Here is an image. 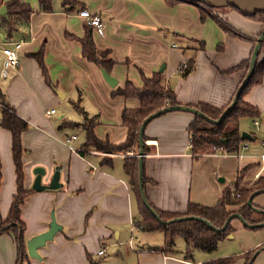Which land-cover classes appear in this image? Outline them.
<instances>
[{"label": "crops", "instance_id": "1", "mask_svg": "<svg viewBox=\"0 0 264 264\" xmlns=\"http://www.w3.org/2000/svg\"><path fill=\"white\" fill-rule=\"evenodd\" d=\"M19 1L32 6L33 12L28 25L12 33L19 38L15 41L23 42L18 51L20 62L10 78L0 77V89L16 115L28 123L21 135L25 188L32 189L33 171L37 167L45 171L42 184H49L54 169L58 168L60 183L57 189L32 191L25 198L20 211L25 224L24 239L48 229L52 210L62 226L53 240L38 248L41 260L27 255L23 264H89L87 256L103 257L108 245L116 248L115 256L104 263L101 259L100 264H202L264 245V227L248 229L236 221L232 223L233 232L212 252L194 251L192 259L187 260L185 247L181 251L174 247V253L162 254L158 248L163 241L150 243L145 232L133 227L140 218V208L131 175L123 165L124 159L136 157L137 151H131L133 156L95 150L84 151L82 155L72 153L64 144L66 137L74 135L67 131L71 126L65 125V113L57 117V123L50 119L57 112L55 107L60 105V100H74L80 97L79 88H84L88 98L92 94L107 105L105 113L97 114L96 137L119 144L126 139L121 111L139 104L134 98L112 97L102 69L82 57L78 41L85 31L83 19L78 15L81 9L98 14L102 20L103 36L96 33L92 37L96 47L110 50L115 64L109 74L117 80L118 86L123 87L129 80L140 87L141 75L150 77L164 65L162 82L174 90L178 104L205 103L216 108L230 102L244 75L243 68L224 72L248 59L252 39L240 36L257 34L256 23L235 10H225L220 15L212 13L232 28L226 32L212 14L201 19L200 6L186 1L169 4L166 0H78L68 13L61 0L60 3L54 0L51 12H41L38 0ZM11 39L12 36L8 39L0 28V45L13 42ZM40 48L49 82L30 56ZM190 58L193 59L192 69L182 75V65ZM2 60L0 54V69ZM256 87L250 89L244 100L259 110L263 103L256 99ZM85 108L82 109L88 118L95 116ZM51 109L55 112L46 116L45 112ZM80 117L79 123L84 120L81 114ZM192 119L188 113L172 112L153 119L145 127L144 190L149 203L157 210L184 213L189 203L212 206L245 166L250 168L244 174V186L253 183L256 174L264 176L259 155L243 153L239 157L214 151L195 158L188 133ZM240 126L245 127V124L241 122ZM250 130L248 133L254 137L256 130L252 124ZM259 132L263 134L261 129ZM78 139L76 137V145H73L77 149L84 143V138ZM105 156L111 157L110 164L101 162ZM0 162V214L5 218L16 193V175L11 133L1 126ZM253 204L264 209V193L257 195ZM122 236L126 240L120 241ZM102 248L105 250L100 256L97 252ZM17 257L12 235H0V264H17ZM252 264H264V248Z\"/></svg>", "mask_w": 264, "mask_h": 264}, {"label": "trees", "instance_id": "2", "mask_svg": "<svg viewBox=\"0 0 264 264\" xmlns=\"http://www.w3.org/2000/svg\"><path fill=\"white\" fill-rule=\"evenodd\" d=\"M183 0H166L169 4H174ZM62 7L65 10H70L78 3V0H61ZM5 5L7 9L6 17L0 18V28L5 32L8 39L11 38L12 33L18 30L21 26H27L31 14L33 12L28 3L19 0H0V7ZM201 9V19L212 14L213 8H208L203 5H198ZM38 7L41 12L52 11V0H38ZM236 11V10H235ZM238 12V11H236ZM213 15V14H212ZM216 19L224 31H232L221 18L217 15L211 16ZM251 21L264 22V12H258L251 16L245 17ZM85 31L81 38L78 39L81 45V55L89 62L96 64L100 69L109 73L115 62L110 57V50L104 49L98 51L94 44L92 37V29L85 25ZM240 36L242 39H252L253 36ZM248 37V38H246ZM201 46L203 42H200ZM264 44H262L260 54L257 59L255 70L249 81L244 87L239 97L237 105L234 109L218 124L213 125L195 116L188 125V133L190 135V146L192 155L197 158L206 153L214 152L222 149L227 154H233L239 151L242 144L246 141L240 138L239 120L244 117L251 119L258 118L261 112L257 107L249 104L244 100V96L248 93L250 88L262 82L264 77ZM33 57L46 82H49L46 66L43 60V49L30 53ZM193 59L186 61V67L182 69V75L192 69ZM248 66V59L242 61L238 66L232 68L224 73H230L235 69L243 68L246 71ZM162 72L156 71L150 77H142V85L136 87L131 81L127 80L123 87L116 85L111 90V96H120L123 98H134L138 100V106L134 108L124 107L121 111V122L126 128V139L119 143H110L107 139L100 140L94 133V127L97 122V115L88 118L86 112L79 105L81 97H78V102L72 103L73 107L80 113L84 120L81 123L65 122V125L71 127H83L84 129V143L81 147L83 154L87 150H95L106 154H124L135 151L137 149V130L141 121L152 112L167 106L178 104L174 90L162 82ZM240 83V82H239ZM238 86V85H237ZM237 88V87H236ZM0 126L11 133V154L15 168L16 175V193L12 197L8 214L3 218L0 214V235L11 234L18 249L17 264H23L28 256L26 254L24 231L25 224L20 218L21 206L25 198L34 191L33 189H26L24 186L23 160L22 156L24 149L22 147L21 135L27 130L28 123L18 117L15 110L7 103L4 94L0 89ZM205 115L210 118H217L223 108H216L205 103L197 104ZM104 164L111 163V157L105 156L102 161ZM124 169L131 175V183L133 191L137 197L140 218L134 222L135 230L146 233L161 232L163 234V242L158 250L164 254L174 253L175 239L181 237L185 244L184 258L192 259L194 251L212 252L216 249L218 243L222 241L227 235L233 232L232 224H229L225 230L216 232L206 226L204 223L197 220H186L175 222L171 224L160 223L144 206L141 201L138 181H137V157H127L124 159ZM250 166H245L238 171L236 179L228 184L222 191L217 202L212 206H204L201 204L189 203L184 213H171L161 210H154L164 221L170 220L183 215H192L205 219L216 227H221L226 218L233 212L239 213L242 218L250 223H257L264 220V215L254 212L247 207L246 200L255 190L264 191V176H259L251 185H242L243 177ZM0 181H1V162H0ZM145 178L143 177V183ZM256 206V205H255ZM264 245L244 252L238 255H230L227 258H218L214 261L205 262L202 264H236L242 260V264H248L253 254L261 250ZM88 257L89 264H100L101 259H93L90 255ZM252 264V263H251Z\"/></svg>", "mask_w": 264, "mask_h": 264}, {"label": "water", "instance_id": "3", "mask_svg": "<svg viewBox=\"0 0 264 264\" xmlns=\"http://www.w3.org/2000/svg\"><path fill=\"white\" fill-rule=\"evenodd\" d=\"M189 3H193L196 5H203L208 8H213V9H232L238 11V13L243 16H251L253 14H256L258 12H264V0H183ZM7 14V9L6 6L3 5L0 7V18L6 17ZM262 44H264V22L262 25L259 27L258 34L256 39H254V42L252 44V48L250 51V55L248 57V66L247 69L243 75V78L241 79L240 83L238 84L235 92L232 95V98L230 102L224 107L222 110L221 114L213 119L205 115L198 107L192 106V105H184V104H174V105H167L164 106L151 114L147 115L140 123L138 130H137V181H138V188H139V193L141 197V201L146 207V209L162 224H171L175 222H180V221H186V220H197L202 223H204L206 226H208L210 229L216 231V232H221L226 229V227L229 224H232L234 220H237L240 222L244 227L248 229H258L264 227V220L261 222L257 223H250L242 218V216L237 213L233 212L230 214L223 225L221 227H216L212 225L210 222L206 221L205 219L197 216H192V215H183L179 216L176 218H172L170 220L164 221L160 218V216L157 214V212L154 210V208L151 206L149 203L145 190H144V183H143V177H144V172H143V156H144V130L145 127L148 125L150 121H152L155 118H158L164 114L167 113H172V112H181V113H188L193 116L200 117L201 119H204L210 124L213 125H218L220 124L224 118L234 109V107L237 105L239 97L241 95V92L243 91L244 87L249 83L253 72L255 70V66L257 63L258 56L261 51ZM164 70V65H162L159 69V72H163ZM102 76L104 80L107 82V84L110 87H115L117 85V80L111 76L109 73H107L105 70H101ZM240 138L241 140L244 141H252L254 140V137L245 131H241L240 133ZM34 174L35 178L32 183V189L34 191H42L45 189H57L60 187L59 183V171L58 168L54 169L53 175L51 177V180L49 184H42L41 178L44 175V169L41 167H37L34 169ZM264 193V191L260 190H255L251 192L249 197L246 200V205L247 207L251 208L254 212L260 213L264 215V209L258 206H255L253 204V199L261 194ZM62 230V226L58 224V222L55 219L54 211H51L50 214V222L48 225V229L31 236L28 238L25 242V247H26V253L29 257L41 260V256L38 253V248L43 247L46 245L47 242L53 240L55 234L59 231ZM264 248V246H263ZM261 248V249H263ZM260 250L256 251L253 256L251 257L250 261L248 264H251L252 261L256 258L258 252Z\"/></svg>", "mask_w": 264, "mask_h": 264}, {"label": "rangeland", "instance_id": "4", "mask_svg": "<svg viewBox=\"0 0 264 264\" xmlns=\"http://www.w3.org/2000/svg\"><path fill=\"white\" fill-rule=\"evenodd\" d=\"M52 7H54V0H52ZM55 2H59L60 3V0H55ZM32 7V6H31ZM225 10H232V9H212L211 12L213 14H219L221 12H224ZM67 13L71 10H66ZM236 12V11H235ZM220 15V14H219ZM246 21V19H244ZM248 21V20H247ZM250 21V20H249ZM248 21V22H249ZM254 23L257 24L258 26V30H259V27L262 25L263 22H256V21H252ZM259 24V25H258ZM162 34H164L165 32L164 31H160ZM92 34L94 35H97L95 31L92 30ZM257 34H258V31H257ZM257 34H255L253 36V39H256L257 37ZM170 36V35H169ZM17 34H12V41H15V40H18L17 39ZM42 39H45V36L43 35ZM174 39H176V36H174ZM98 49V51H102V48H99V47H96ZM106 49V48H104ZM264 51V50H263ZM264 52L261 53L260 57L263 55ZM162 66V65H161ZM160 66V67H161ZM160 67L158 68V71L160 69ZM245 73V71H244ZM243 78V77H242ZM104 80V79H103ZM104 82L107 84V82L104 80ZM108 85V84H107ZM109 86V85H108ZM254 86H257L256 87V99L258 100H262V103L263 105L259 106V111H261V115L258 117L259 118V122H260V129L261 131L264 130V117L262 116V113L264 111V77H263V80L261 83H259L258 85H254ZM252 86V87H254ZM110 87V86H109ZM251 87V88H252ZM250 88V89H251ZM110 89L112 90V87H110ZM79 91H80V97H81V101L79 102V105L82 107V108H85L87 109L88 111H91L93 114L97 115L100 111H102V113H105L107 110H105L107 108V105L105 106L103 103H101L99 100H97V98L92 95V94H89V97L88 98V94L86 93V90L84 88H79ZM250 91V90H249ZM248 91V92H249ZM248 94V93H247ZM246 94V95H247ZM71 101V102H70ZM76 103L78 102V97L75 98L74 100H60V105L56 106L55 109H56V113L53 114L51 116V121H55L56 123L58 122L57 121V117L59 115H61V113H65V116L64 118H66L68 122H74V123H79V120L81 119L80 117V114L76 111V109L73 107L72 103ZM95 103V104H94ZM95 105H99L101 106L102 108H98L97 106ZM85 106V107H84ZM263 106V107H262ZM92 114V115H93ZM60 121V120H59ZM243 123L245 124V127H241L240 126V123ZM59 123H62V122H59ZM253 123V119L249 118V117H244V118H241L239 120V126L241 127V131H245V132H250V127H251V124ZM66 130V129H65ZM67 131L71 132L72 134H74L76 137H78V141H81L83 138H84V130L81 128V127H69L67 129ZM255 136L256 137V140L252 141V142H245V147L240 148L238 153L239 154H249V155H252V156H257V155H260L262 152H263V148H261V146L259 145V140H261L263 138V134L259 131H255ZM71 135V134H70ZM73 145L75 146L76 143L73 142ZM247 148V149H246ZM137 151V149H136ZM219 177H223V176H219ZM252 184V183H251ZM249 184V185H251ZM242 185H243V182H242ZM248 185V186H249ZM237 220H234L233 222H236ZM232 222V223H233ZM145 234L149 237L150 239V243H154V242H158V243H161V241H163V234L161 232H154V233H146ZM126 240V238H124V236H122L121 240L120 241H124ZM123 248V246H121ZM176 250L178 251H181L184 249L185 247V244H184V241L181 237H177L175 239V246ZM118 249L120 250V247H118ZM218 250V249H217ZM106 254L103 256V257H96L97 259H102V263H104V261H112V257L115 256V252H116V248H112V246L108 245L106 246ZM122 252V249L120 250ZM220 252V251H218ZM233 254V252H231ZM242 262L239 261L238 263L236 264H240ZM111 264V263H109Z\"/></svg>", "mask_w": 264, "mask_h": 264}, {"label": "built area", "instance_id": "5", "mask_svg": "<svg viewBox=\"0 0 264 264\" xmlns=\"http://www.w3.org/2000/svg\"><path fill=\"white\" fill-rule=\"evenodd\" d=\"M78 15L83 19L84 25L90 27L93 31H95L98 35L103 36L104 34V26L102 24V20L100 18V16L96 13H92L87 9H81L78 12ZM23 45L22 41H13V42H8L6 44H1L0 45V54L2 55V66L0 69V77L2 79H8L11 77L12 73L14 70H16V68L19 65V56H18V51L21 49ZM186 67V63H184L182 65V68ZM1 107V105H0ZM55 112L54 109L48 110L45 112L46 116H49L51 114H53ZM262 116L264 117V112L262 113ZM253 127L255 128L256 131L260 130V122H259V118H254L253 119V123H252ZM263 132V138L261 140H259L260 145L262 146L263 150H264V131ZM76 139L75 135H72L70 137H66L64 139V144L67 146V148L70 150V152L72 153H79L81 154L82 149L81 148H75L73 146V142ZM243 147H245V144H243ZM243 147L241 146L240 148L243 149ZM216 151H220V153H225L221 148L216 150ZM86 152V151H85ZM129 155L133 156V154L131 152H127ZM236 156L242 157V154H239L238 152L233 153ZM259 163H260V168L264 167V152L261 153L259 155ZM256 179L259 177V174H256ZM132 240L129 241V244L131 246ZM104 248L100 249L97 254L98 255H103L104 254Z\"/></svg>", "mask_w": 264, "mask_h": 264}]
</instances>
